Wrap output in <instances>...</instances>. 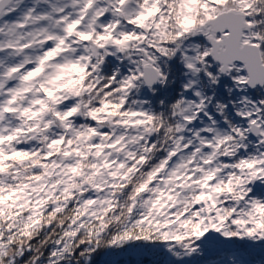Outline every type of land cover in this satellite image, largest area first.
Masks as SVG:
<instances>
[{
  "label": "snow or ice",
  "instance_id": "obj_1",
  "mask_svg": "<svg viewBox=\"0 0 264 264\" xmlns=\"http://www.w3.org/2000/svg\"><path fill=\"white\" fill-rule=\"evenodd\" d=\"M117 53L139 56L135 70L101 75ZM177 56L180 98L126 107L168 83L161 61ZM225 79L264 89V0H0V264L264 243V100L218 130L206 91ZM200 113L211 125L186 137Z\"/></svg>",
  "mask_w": 264,
  "mask_h": 264
},
{
  "label": "trees",
  "instance_id": "obj_2",
  "mask_svg": "<svg viewBox=\"0 0 264 264\" xmlns=\"http://www.w3.org/2000/svg\"><path fill=\"white\" fill-rule=\"evenodd\" d=\"M131 27V26H130ZM123 53H117V55L108 56L105 59V64L102 65L101 75L107 77L111 76L114 73H119L121 77L131 74L133 71V68L131 67V62H128L123 55ZM124 60H119V59ZM139 59V58H138ZM178 59L173 61V64L170 62H164L161 61L162 67H167L170 69L169 71V82L163 85H156L153 90H149L147 88H144L146 93L144 94L146 96V102L144 103L148 107H152L150 110H154L156 112H163L165 109V106L171 103H174L176 99L180 98L182 94V83L180 80V66L177 63ZM164 62V63H163ZM233 85V84H231ZM227 83V80H223L220 85H218L215 90L213 89H207L206 94L208 96H211L213 98L212 106L211 108L210 104L208 105L209 108V115L213 114L214 117L218 120H221V124L219 125L220 128H222L224 131L229 130L228 124L225 123V120L228 119L231 121L233 125H238L236 122V119L234 118V110H236V101L235 98L238 96V94L234 90V86H231ZM224 87L225 91H222L221 88ZM231 88L232 92L229 93L228 89ZM143 90V91H144ZM264 89H254L249 90L247 89V96L249 97V101L247 104L250 106L251 104L259 105L261 100H264ZM133 93V95H132ZM130 93L128 97V104L127 106H131L133 101L135 100V92ZM163 101V104L161 103ZM216 103H224L227 105L226 108V115H221L218 113L216 115L217 111L214 107ZM240 105V103H239ZM149 110V109H148ZM203 114L200 113L199 116H202ZM198 116V118H199ZM82 122V121H81ZM243 124V123H242ZM241 125V124H240ZM152 141L154 142L156 137L153 136ZM250 139H253L255 144H257L255 138L253 136H250ZM249 147V151H251L254 147ZM243 151V150H242ZM258 188L254 189V194L257 195L258 198H263L262 194L257 192ZM264 191V189H263ZM218 238V237H217ZM216 243H209L207 242L205 244V254L203 257H201L199 260H185L183 262L176 261L174 258H171L166 264H212L211 262H214L216 259H221L223 256L222 250H215L214 252H210L208 250V244H217ZM233 250L231 254L235 255H242V258L244 261H241L242 264H264V243H252V242H239V241H232ZM240 251L236 253V251ZM106 252H101L97 257L95 258L94 264H105V255Z\"/></svg>",
  "mask_w": 264,
  "mask_h": 264
},
{
  "label": "rangeland",
  "instance_id": "obj_3",
  "mask_svg": "<svg viewBox=\"0 0 264 264\" xmlns=\"http://www.w3.org/2000/svg\"><path fill=\"white\" fill-rule=\"evenodd\" d=\"M124 27L130 28V26L124 25ZM117 55V54H116ZM123 55L125 56V54H122V58ZM119 59V60H124V59ZM126 60L128 62H131V67L133 68V70H135L136 65L133 63V61L139 60L140 57L137 55H132L131 59L127 58L125 56ZM139 58V59H138ZM177 60V63L180 66V69L182 68V65L180 63L179 57L177 56L176 58H173L172 60H167V59H163L164 62H170L173 64V61ZM163 62V63H164ZM170 70V69H169ZM182 78L180 77V80ZM227 83L228 84H232V82L228 79ZM233 86V85H231ZM144 88H141L139 90H133V92H135V97H134V101L136 102L135 104L132 103V107L136 108L137 110L144 108V109H152V107H148L147 105H145L144 103L146 102V96L144 95L146 93V91L144 90ZM235 92L238 94V96L235 98L236 101V110H234V118L236 119V122L238 125L240 124H244L245 122L236 115L237 111L243 109L246 104L249 101V97H247L246 94V90H237L234 87ZM133 95V93H132ZM194 97H186V99H193ZM240 103V105H239ZM254 104V103H253ZM211 108H213L212 104L210 103ZM206 111L209 112V108L206 109ZM202 116H199V118H197L196 120H194L192 122L191 125L188 126L187 130L185 131V136L188 138L193 137L194 133L199 131L202 128L208 127L211 125V121L209 120V117L204 115V113H202ZM216 115H218V112L216 113ZM211 116L215 119L216 121V125L215 127L220 130V131H224L222 128L219 127V125L221 124V120H218L214 117L213 114H211ZM255 138V137H254ZM256 142L257 139L255 138ZM249 147L257 145L255 144L253 139H250L249 137ZM264 185H260L258 187V193L260 192L264 198ZM218 243L217 244H208V250L210 252H214L215 250H222L223 251V256L221 259H216L214 262H211L212 264H242L241 261H244V259L242 258V255H235V254H231V252L233 250H235L233 248L232 245V241H225L222 237L216 236ZM240 251H236V253H238ZM105 257V264H166L172 257L170 256V254H168L166 252V250L163 247H130L127 248L125 250H121V251H108L106 253ZM200 259V258H199ZM197 259V260H199ZM103 264V263H102Z\"/></svg>",
  "mask_w": 264,
  "mask_h": 264
},
{
  "label": "water",
  "instance_id": "obj_4",
  "mask_svg": "<svg viewBox=\"0 0 264 264\" xmlns=\"http://www.w3.org/2000/svg\"><path fill=\"white\" fill-rule=\"evenodd\" d=\"M156 86V85H155ZM154 86V87H155ZM249 90H254V89H249ZM253 137H255V136H253ZM256 138V137H255ZM254 189H256V188H254ZM216 241H217V237H213L210 241H208L209 243H216Z\"/></svg>",
  "mask_w": 264,
  "mask_h": 264
},
{
  "label": "flooded vegetation",
  "instance_id": "obj_5",
  "mask_svg": "<svg viewBox=\"0 0 264 264\" xmlns=\"http://www.w3.org/2000/svg\"><path fill=\"white\" fill-rule=\"evenodd\" d=\"M225 80H226V79H225ZM221 90H222V91H225V88L222 87ZM263 91H264V90H263ZM246 94H248V93H247V90H246ZM188 97H190V96H188ZM188 97H187V98H188ZM247 97H248V96H247ZM185 98H186V97H185Z\"/></svg>",
  "mask_w": 264,
  "mask_h": 264
},
{
  "label": "clouds",
  "instance_id": "obj_6",
  "mask_svg": "<svg viewBox=\"0 0 264 264\" xmlns=\"http://www.w3.org/2000/svg\"><path fill=\"white\" fill-rule=\"evenodd\" d=\"M75 74H73V76H74Z\"/></svg>",
  "mask_w": 264,
  "mask_h": 264
}]
</instances>
